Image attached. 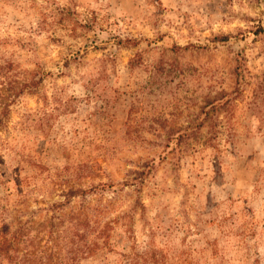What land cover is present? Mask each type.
Instances as JSON below:
<instances>
[{"label":"rangeland","instance_id":"1","mask_svg":"<svg viewBox=\"0 0 264 264\" xmlns=\"http://www.w3.org/2000/svg\"><path fill=\"white\" fill-rule=\"evenodd\" d=\"M0 264H264V0H0Z\"/></svg>","mask_w":264,"mask_h":264}]
</instances>
